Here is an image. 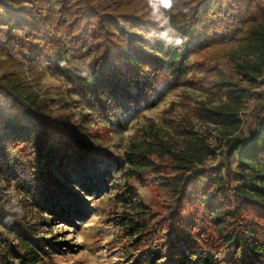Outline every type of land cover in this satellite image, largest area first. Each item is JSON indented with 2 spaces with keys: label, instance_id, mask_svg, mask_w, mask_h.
<instances>
[{
  "label": "trees",
  "instance_id": "16d2710c",
  "mask_svg": "<svg viewBox=\"0 0 264 264\" xmlns=\"http://www.w3.org/2000/svg\"><path fill=\"white\" fill-rule=\"evenodd\" d=\"M45 1L0 0V42L10 56L25 42L32 43L34 35L46 34V45L53 49L67 51L68 45L77 53L84 49L93 54L84 94L101 110L133 93L146 95L150 77L163 63L155 53L166 45L160 28L112 9L106 0H63L59 18L52 13L43 18ZM164 10L176 34L171 43L180 57L175 68L192 53L235 49L228 61L230 74L218 71L212 87L225 101L196 109L201 120L221 129L222 139L212 146L191 125H180L172 126L181 136L182 143H175L161 131L147 129L125 154L123 232L141 245L164 231L166 259L160 264H264V113L246 136L240 119L244 102L264 84V0H173ZM3 113L10 117L3 121L0 137L35 157L32 172L44 182L45 198L52 196L53 178L71 171L69 161L92 162L98 155L80 127L53 119L19 75L0 77ZM218 155L222 160L207 166ZM132 182L159 188L168 204L147 205ZM162 208L170 211L165 214ZM42 243L0 208V264H41L39 250L46 252Z\"/></svg>",
  "mask_w": 264,
  "mask_h": 264
},
{
  "label": "rangeland",
  "instance_id": "374dc122",
  "mask_svg": "<svg viewBox=\"0 0 264 264\" xmlns=\"http://www.w3.org/2000/svg\"><path fill=\"white\" fill-rule=\"evenodd\" d=\"M106 1L112 9L132 13L156 25L166 37L164 48L157 47L155 52L163 61L162 67L150 77L151 86L146 95L133 93L108 110H101L84 94L85 83L90 82L93 54L84 49L77 53L68 45L67 51L53 49L46 45V34L34 35L33 42L19 46L14 56L0 42V77L19 75L47 105L53 119H67L77 124L85 141L98 151L92 162L69 161L71 171L53 178L56 182L52 196L45 198L44 182L32 172L35 166L31 161L35 157L0 137V208L22 224L28 235L43 242L46 252L39 250L41 264H160L165 261L164 231L152 234L141 245L123 232L122 222L128 207L124 194L128 168L125 154L132 144L143 140L145 131L151 127L175 143H182L181 136L176 135L172 126L180 128V125H191L212 146H218L222 139L221 129L201 120L196 109L225 101L212 92V87L218 71L230 74L228 61L235 49L216 47L205 53H192L175 68L174 63L180 59L179 52L171 46L176 34L162 6L154 17L149 0ZM232 1L224 0L226 4ZM62 2L46 0L42 17L52 13L54 19L59 18ZM3 13L0 10V27L4 24ZM22 16L29 19L26 12ZM213 20L217 26L221 23V18ZM20 36L23 39L24 33ZM263 113L264 84L244 102L241 135L246 136L254 127L256 117ZM8 117L7 113L0 115V135L2 123ZM221 160L218 155L207 166L214 167ZM132 183L147 205L158 208L162 203L168 204L159 188ZM162 210L165 214L170 211Z\"/></svg>",
  "mask_w": 264,
  "mask_h": 264
},
{
  "label": "clouds",
  "instance_id": "9594fccd",
  "mask_svg": "<svg viewBox=\"0 0 264 264\" xmlns=\"http://www.w3.org/2000/svg\"><path fill=\"white\" fill-rule=\"evenodd\" d=\"M173 0H149V5L153 10V16L155 17L159 13L161 6L164 9H168L172 6ZM182 41L177 40L175 43H181Z\"/></svg>",
  "mask_w": 264,
  "mask_h": 264
}]
</instances>
